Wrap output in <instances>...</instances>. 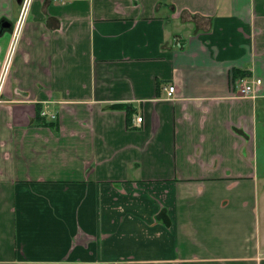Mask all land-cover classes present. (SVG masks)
<instances>
[{
  "label": "crops",
  "instance_id": "1",
  "mask_svg": "<svg viewBox=\"0 0 264 264\" xmlns=\"http://www.w3.org/2000/svg\"><path fill=\"white\" fill-rule=\"evenodd\" d=\"M21 2L0 0V73ZM0 264H264V0H33L1 94Z\"/></svg>",
  "mask_w": 264,
  "mask_h": 264
},
{
  "label": "built area",
  "instance_id": "2",
  "mask_svg": "<svg viewBox=\"0 0 264 264\" xmlns=\"http://www.w3.org/2000/svg\"><path fill=\"white\" fill-rule=\"evenodd\" d=\"M33 3V0H22L21 2V11H20V15L19 18L15 24L14 27V33H13V39H12V43H11V47L7 53V56L5 58V61L2 65L1 68V73H0V102H1V94H2V89L7 77V74L10 70V64H11V59L14 53V48L16 46V43L20 37L21 31L23 29L24 26V22L26 20V17L29 13V10L31 8V4ZM260 85V79H253V80H249V79H241L240 81H238V91L244 95V96H251V97H255L256 96V91L259 88ZM165 90L167 91V95L169 98H174L175 95V86L174 85H170L165 87ZM42 116L43 117H51L52 119L56 118V114H51L49 112V110L45 109L42 112ZM136 120L138 122H141L143 120L142 116H138L136 118Z\"/></svg>",
  "mask_w": 264,
  "mask_h": 264
},
{
  "label": "flooded vegetation",
  "instance_id": "3",
  "mask_svg": "<svg viewBox=\"0 0 264 264\" xmlns=\"http://www.w3.org/2000/svg\"><path fill=\"white\" fill-rule=\"evenodd\" d=\"M244 78L249 79V80L260 79V85H259V88H258L257 91H256V96H255V97L247 96V97H251V98H256V97H258L257 93H258V90H259V89L262 87V85H263V80H262L261 78L255 77V76H254V77H251V76H246V75L237 78L238 80H235V78H234V76H233V79L235 80V81L233 82L234 85L237 87V85H238V81H240L241 79H244ZM237 89H238V87H237Z\"/></svg>",
  "mask_w": 264,
  "mask_h": 264
},
{
  "label": "trees",
  "instance_id": "4",
  "mask_svg": "<svg viewBox=\"0 0 264 264\" xmlns=\"http://www.w3.org/2000/svg\"><path fill=\"white\" fill-rule=\"evenodd\" d=\"M234 75H235L234 77H238V76H240V75H241V72H239V71H236ZM244 75H246V74H244ZM244 75H242V76H244Z\"/></svg>",
  "mask_w": 264,
  "mask_h": 264
},
{
  "label": "water",
  "instance_id": "5",
  "mask_svg": "<svg viewBox=\"0 0 264 264\" xmlns=\"http://www.w3.org/2000/svg\"><path fill=\"white\" fill-rule=\"evenodd\" d=\"M22 0H18V2L20 3Z\"/></svg>",
  "mask_w": 264,
  "mask_h": 264
}]
</instances>
